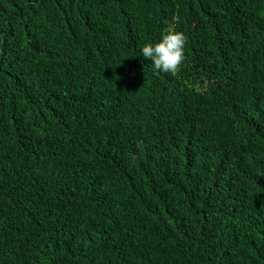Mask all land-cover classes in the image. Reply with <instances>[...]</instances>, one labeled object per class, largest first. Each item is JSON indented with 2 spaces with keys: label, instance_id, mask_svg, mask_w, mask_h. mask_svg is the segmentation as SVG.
Returning a JSON list of instances; mask_svg holds the SVG:
<instances>
[{
  "label": "trees",
  "instance_id": "1",
  "mask_svg": "<svg viewBox=\"0 0 264 264\" xmlns=\"http://www.w3.org/2000/svg\"><path fill=\"white\" fill-rule=\"evenodd\" d=\"M0 264H264V0H0Z\"/></svg>",
  "mask_w": 264,
  "mask_h": 264
},
{
  "label": "clouds",
  "instance_id": "2",
  "mask_svg": "<svg viewBox=\"0 0 264 264\" xmlns=\"http://www.w3.org/2000/svg\"><path fill=\"white\" fill-rule=\"evenodd\" d=\"M186 43L185 33L169 26L160 41L145 44L141 48V54L146 60H151L156 70L175 74L185 60Z\"/></svg>",
  "mask_w": 264,
  "mask_h": 264
}]
</instances>
